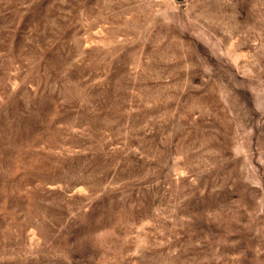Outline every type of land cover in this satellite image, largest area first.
<instances>
[{
    "label": "rangeland",
    "instance_id": "rangeland-1",
    "mask_svg": "<svg viewBox=\"0 0 264 264\" xmlns=\"http://www.w3.org/2000/svg\"><path fill=\"white\" fill-rule=\"evenodd\" d=\"M0 264H264V0H0Z\"/></svg>",
    "mask_w": 264,
    "mask_h": 264
},
{
    "label": "water",
    "instance_id": "water-1",
    "mask_svg": "<svg viewBox=\"0 0 264 264\" xmlns=\"http://www.w3.org/2000/svg\"><path fill=\"white\" fill-rule=\"evenodd\" d=\"M176 1H181V0H176Z\"/></svg>",
    "mask_w": 264,
    "mask_h": 264
}]
</instances>
